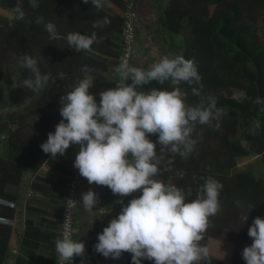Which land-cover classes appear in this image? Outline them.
<instances>
[{"label":"trees","instance_id":"obj_1","mask_svg":"<svg viewBox=\"0 0 264 264\" xmlns=\"http://www.w3.org/2000/svg\"><path fill=\"white\" fill-rule=\"evenodd\" d=\"M18 1H21L25 20L10 22L7 16L0 15V112L5 106L17 108L0 113V135L5 134L6 151L5 157L0 158V198L5 200L10 197L3 191L4 185L15 182L20 171L35 172L42 163L55 167L50 154L44 153L40 145L46 142L48 133L54 132L55 126L62 119L59 112L61 96L72 90L78 79L84 77L82 68L87 66L90 70L87 75L94 79V87L90 91L96 95L97 102L99 92L111 88L100 74L104 66L90 57L88 51L72 50L65 38L67 34L80 32L91 35L96 32L102 42L94 43L91 49L114 55V51L107 48L115 47L111 37L118 35L122 28L119 15L110 16L103 10L97 11L90 3L84 4L83 0H0V8L10 10ZM109 1L124 8L123 0ZM139 1L135 3L138 31L143 27L139 19L143 16ZM263 10L264 0H167L156 18H152L157 27L184 35L181 56L193 60L197 65L202 78V95H229L227 99L217 100V107L226 112L219 120V129L207 125L197 126L194 136L198 143L195 150L186 158L170 156L171 170L162 167L156 179L165 182L170 180L185 190L190 187V199L195 198L204 183L202 178L218 180L223 184L219 200L230 203L232 214L242 219L253 207L248 214L249 227L258 216L256 214L264 218V181L254 178L247 171L227 172L238 157H248L250 153L259 154L264 164V103H254L256 97L264 100V44L257 41L253 28L255 23L263 22ZM39 16L44 17L45 23H54L61 38L50 39L44 25L35 23ZM105 16L110 19V24L102 28L92 27L94 21ZM261 32L264 34V23ZM37 49V53L41 50V61L38 54L32 51ZM25 54L38 60L42 73H51L48 85L39 93L23 87H12L32 75L30 71L18 67L17 75L9 76L7 68L13 62L12 57H23ZM235 68L239 70L238 76L232 74ZM221 70L226 73H221ZM172 87L175 85L169 82L168 89ZM179 87L187 92V103L194 105L199 101L200 98L191 93L192 86L182 82ZM230 88H237L241 94L234 95ZM257 122L259 127L253 133L252 129ZM149 138L153 141L157 139L155 135ZM210 142L215 143L217 149L208 147ZM204 163L213 164L218 171L216 168H205ZM11 172H15V175ZM131 198L123 197V204H127ZM236 201H240L239 206ZM123 204L120 203L119 211ZM2 208L0 206V214ZM225 210L214 217L204 236H215L220 231V218L228 215ZM6 232L5 228L3 238L7 236ZM246 239L249 240L246 246L251 245V238L247 235ZM237 256L242 255L240 253ZM241 259L233 258L228 263H222L210 257V264H242ZM122 264H132L131 254H122ZM142 264L154 262L142 260Z\"/></svg>","mask_w":264,"mask_h":264},{"label":"clouds","instance_id":"obj_2","mask_svg":"<svg viewBox=\"0 0 264 264\" xmlns=\"http://www.w3.org/2000/svg\"><path fill=\"white\" fill-rule=\"evenodd\" d=\"M107 2L83 0L97 11ZM24 15L16 7L7 18L11 22L22 20ZM35 23L44 25L50 39L61 38L56 25L45 23L43 16L37 17ZM110 23L105 16L94 21L92 27ZM65 38L76 52L88 51L94 43L102 42L96 32H70ZM20 67L32 75L14 84L13 89L23 87L39 93L48 85L51 73H42L36 58L23 55ZM82 71L84 77L61 96L62 119L40 147L56 158L64 156L71 146H78L73 166L89 185L106 186L121 198L132 197L127 204L119 201L123 206L98 234L94 251L112 259L129 253L132 264H142V260L154 264H210L209 248L200 242L211 226L210 218L221 211L223 184L212 177L202 178L204 183L190 199V187L185 190L170 180L156 179L162 167L171 170L170 156L186 158L195 150L197 126L219 129V120L226 114L225 109L217 107L216 97L202 95L197 65L184 56H163L147 70L122 62L115 69L120 81L114 88L101 90L99 102L90 91L94 87L93 77L87 75L90 70L84 66ZM165 81L175 87L144 90L143 86L151 82L163 85ZM182 82L192 86V95L200 98L196 104L187 103L188 94L179 87ZM254 103L264 100L256 97ZM256 127L258 122L253 133ZM151 135L157 139L151 140ZM81 195L79 203L86 212L97 210L99 196L95 191L90 188ZM236 204L239 206L240 201ZM252 208L242 217L243 223ZM247 234L252 243L243 248L242 259L246 264H264V218L255 217ZM55 251L61 264H73L75 257H81L84 264L85 243L73 239L70 233L55 241Z\"/></svg>","mask_w":264,"mask_h":264},{"label":"crops","instance_id":"obj_3","mask_svg":"<svg viewBox=\"0 0 264 264\" xmlns=\"http://www.w3.org/2000/svg\"><path fill=\"white\" fill-rule=\"evenodd\" d=\"M165 4H167L166 0L139 1L143 13L139 19L143 27L138 31L131 65L147 70L163 56H181L184 35L168 32L162 27H157L155 20L152 21ZM101 10L110 16H120L122 11L109 0ZM119 39L120 33L113 35L111 41L115 47L107 48L109 51H114V55L94 48L88 50V55L104 66L100 74L110 87L115 80L114 67ZM168 84V81H165L163 85L151 82L143 87L145 91H150L153 87L165 90ZM78 150V146H73L64 156L52 158L50 155L55 167L42 163L35 172L22 170L15 182L4 185L3 191L9 195L10 199L0 198V206L3 207L0 214L2 218L0 219V264L53 263L66 182L74 165L73 156ZM0 158L4 157L0 156ZM11 173L15 175V172ZM78 185V210L72 238H79L85 243L84 264H122V256L119 259L105 258L94 251L98 234L120 212L119 201L122 198L113 195L106 186L89 185L87 179L81 176L78 178ZM90 188L99 196L97 210L91 213L86 212L79 203L82 199L81 194ZM5 228L7 236L3 238ZM81 259V257H75L73 264H81Z\"/></svg>","mask_w":264,"mask_h":264},{"label":"rangeland","instance_id":"obj_4","mask_svg":"<svg viewBox=\"0 0 264 264\" xmlns=\"http://www.w3.org/2000/svg\"><path fill=\"white\" fill-rule=\"evenodd\" d=\"M30 2L33 3L32 1H30ZM166 2H167V0H166ZM16 7H20L22 9L21 1H18L16 6L10 10H3L0 8V15L8 17L9 14H13V10ZM209 9L211 10V6ZM23 12H24V10H23ZM24 14H25V12H24ZM23 19L25 20V15H24ZM262 19H263V22H258V23H255L253 25V28H254L256 35H257V41L260 44H264V34L261 32V27L264 23V10L262 13ZM32 51L34 53H37L38 49L32 50ZM40 51L37 54H38V59L41 61L43 57H42ZM12 58H13V62L11 64H9L7 70H8L9 76L14 77L17 75L18 67H20V62H21L22 57L15 56ZM217 62H220L221 64L223 63L221 61H217ZM221 73H226V72L221 70ZM232 74L234 76H238L239 70L237 68H235V71ZM115 81L116 80H114V83H113L111 88L114 87ZM168 85H167V90H171V89H168ZM230 91L234 95H237V94L240 95L241 94V91L240 90L238 91L237 88H230ZM228 97H229V95H227L226 93H220L216 98H217V100H224V99H227ZM12 109H17V108H11L9 106H5L2 109V112H0V113L4 114L3 112L10 111ZM221 118H223V117H221ZM238 120H241V119L238 118ZM11 127H13V125H11ZM4 135L5 134L0 135L1 136L0 137V156L1 157H5V155H6L5 146H4V141H5ZM208 147H210L213 150L217 149L216 144L213 142H210ZM205 164L206 163H204V165ZM205 168H216V167L213 166V164H206ZM217 171H218V169H217ZM220 171H222L224 173L227 172V171H224L223 169H220ZM220 171H219V173H220ZM239 171H247L254 178H261L264 181V164L262 163L261 156L259 154L254 155V154L250 153V155H248V157H238L234 161L233 166L231 168H229L227 173L232 174V173H236ZM220 204H221V211L219 212L220 214L223 212L224 209H226L228 211V215L221 216V218H220V223H219L220 231L218 233H216L215 236H209V235L204 236V238L202 239V241L200 243L209 248L210 257H212L213 259H216L222 263L223 262L228 263L233 258H240V257L242 258V256L238 257L237 255L242 253L243 248L247 244H249L248 243L249 240L246 239L247 235H248L247 232H248L249 225H248L247 221L245 223H243V220L240 218V216H238L236 214H232L230 212V210H229L230 203L228 201H220ZM256 215L261 216L260 214H256ZM213 219H214V217L210 218L211 221ZM241 260H242V264H246V262L243 259H241ZM201 264H203V263L201 262Z\"/></svg>","mask_w":264,"mask_h":264},{"label":"built area","instance_id":"obj_5","mask_svg":"<svg viewBox=\"0 0 264 264\" xmlns=\"http://www.w3.org/2000/svg\"><path fill=\"white\" fill-rule=\"evenodd\" d=\"M136 0H126L124 8L121 11V23L122 28L120 32V39L118 42V54L116 57V67L122 62L132 63L135 41L138 37V25L136 21L135 11ZM115 84L120 81L118 74L115 72ZM113 87V88H114ZM78 151L73 156V162ZM79 174L78 169L72 168L65 188V199L63 203L62 212L60 215V221L57 230V239L62 238L67 232L73 237V225L77 214V176ZM2 219V218H0ZM52 264H61L58 259V255L55 252V258Z\"/></svg>","mask_w":264,"mask_h":264}]
</instances>
